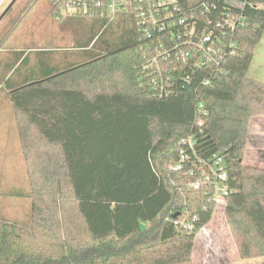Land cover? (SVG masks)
<instances>
[{"label":"trees","instance_id":"1","mask_svg":"<svg viewBox=\"0 0 264 264\" xmlns=\"http://www.w3.org/2000/svg\"><path fill=\"white\" fill-rule=\"evenodd\" d=\"M36 1L0 21V91L29 176L9 195L31 200L27 222L0 218V264H192L216 210L214 188L192 185L218 157L240 258L264 257V168L244 164L264 117V83L248 75L264 0H193L195 20L152 37L134 2L112 17L58 14L78 37L62 54L15 44ZM200 3L215 6L200 16ZM184 216H197L195 233L174 223Z\"/></svg>","mask_w":264,"mask_h":264},{"label":"rangeland","instance_id":"2","mask_svg":"<svg viewBox=\"0 0 264 264\" xmlns=\"http://www.w3.org/2000/svg\"><path fill=\"white\" fill-rule=\"evenodd\" d=\"M27 1L5 0L0 6V17L11 4L17 2L13 7L15 13L23 8ZM35 3L29 16L15 34L14 41L17 47L53 50L60 54L70 51L76 45L78 37L73 30H67L63 27L57 17L58 14L62 15L69 12H60L56 9L52 0H37ZM254 120L251 122L252 131L244 164L264 168V118L258 117L257 120ZM15 153L17 154V152ZM28 179V167L24 153L21 160L13 155V152L0 154V218L9 223L17 222L21 224L28 221L31 200L26 198L17 199L9 195L14 186H19L25 191L29 189ZM4 191L7 193L6 195L3 193ZM204 230L209 236L204 244L203 232L197 233L196 243L199 247L197 251L195 250L194 257L197 259L196 264L200 262L201 264H213L216 263V256L213 255L214 251H220L222 247L226 249L230 246L233 247L224 208L215 210L211 222L204 227ZM159 235L160 232L154 237L155 241L158 240ZM238 260V264H251V262L257 264L261 262L258 259L250 262L242 259Z\"/></svg>","mask_w":264,"mask_h":264},{"label":"built area","instance_id":"3","mask_svg":"<svg viewBox=\"0 0 264 264\" xmlns=\"http://www.w3.org/2000/svg\"><path fill=\"white\" fill-rule=\"evenodd\" d=\"M5 0H2L1 4ZM56 9L60 12H95L97 10H105L108 16H115L121 12L130 3H136L138 16L141 22L142 29L146 36L152 37L156 33H164L172 31L173 29H179L186 24L190 19H196V12H188L194 3L193 0H52ZM233 6L243 9L246 3L233 2ZM215 3L212 7H209L206 3H200L197 9L201 8L200 16L204 15L205 12H209L212 8L214 9ZM227 24L232 26L231 21H227ZM221 26V24H218ZM194 31L192 30L190 34ZM179 35V34H178ZM177 35V36H178ZM173 40L175 37H172ZM181 38V36H179ZM210 41V37H203L202 43ZM203 49L202 44L197 45ZM220 50V49H218ZM187 55L189 53H186ZM156 62L157 58H153ZM181 159L184 161L187 159L185 154H182ZM211 167L212 175H205L201 180H197L193 183L194 190H201L206 185H211L214 188V201L216 203V209H226L228 204V197L230 195V189L228 186V170L226 168L224 159L218 157L215 163ZM181 165H176L175 169H181ZM197 216L188 218L184 216L179 221H174L178 228L187 234H193L196 231L195 222ZM205 233L204 228L199 232Z\"/></svg>","mask_w":264,"mask_h":264},{"label":"crops","instance_id":"4","mask_svg":"<svg viewBox=\"0 0 264 264\" xmlns=\"http://www.w3.org/2000/svg\"><path fill=\"white\" fill-rule=\"evenodd\" d=\"M1 1L2 0H0V3H1ZM248 75L250 78L264 83V36L256 48L255 55H254L251 67L249 69ZM0 93H2V94H0V154L13 152V155L17 156V158H19L21 160V158H23V151H22V147H21L20 134L18 131L16 120L14 118L12 106H11L10 100L8 98V93L7 92H1V91H0ZM260 118H264V117H260ZM257 119H255V120H257ZM251 131H252V126L250 129V133H251ZM250 133H249L248 144L250 143ZM247 147H248V145H247ZM15 152H17V154ZM246 155H247V151L245 153V156ZM21 165H22V167L24 166L22 164V161H21ZM15 189L16 190L22 189L23 191H25L23 188H21L19 186L18 187L14 186L10 190L9 194L11 192H13ZM28 190L29 189H27L26 192ZM3 193L5 195L7 194L5 191ZM12 197H14V196H12ZM14 198H16V197H14ZM17 199H24V198H18L17 197ZM229 233H230V236L233 240V247L230 246L227 249L222 247V248H220L221 249L220 251H214L213 250L214 251L213 255L216 256L215 257L216 263L214 262L213 264H238V261H239L238 259H241L237 245L233 239L231 231ZM203 236H204L203 243L205 244L209 235H207L206 233H203ZM198 247L199 246H197V243L195 241V249L193 252L192 264L197 263V259H195L194 255H195V250L197 251ZM254 259H258L261 261V262H258L257 264H264V257H258V258H252V259H242V260H246L247 262H250ZM199 264H201V262ZM251 264H254V263L251 262Z\"/></svg>","mask_w":264,"mask_h":264},{"label":"water","instance_id":"5","mask_svg":"<svg viewBox=\"0 0 264 264\" xmlns=\"http://www.w3.org/2000/svg\"><path fill=\"white\" fill-rule=\"evenodd\" d=\"M12 4L5 10V12L0 17V21L3 19V17L8 13L9 9L11 8ZM181 213L177 214L175 217L180 216Z\"/></svg>","mask_w":264,"mask_h":264}]
</instances>
